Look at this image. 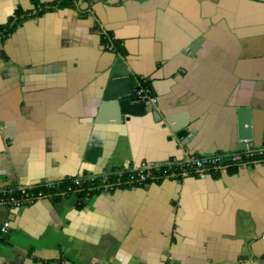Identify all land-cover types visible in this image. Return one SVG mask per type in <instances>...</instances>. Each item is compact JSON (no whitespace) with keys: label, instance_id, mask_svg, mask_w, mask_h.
I'll list each match as a JSON object with an SVG mask.
<instances>
[{"label":"crops","instance_id":"1","mask_svg":"<svg viewBox=\"0 0 264 264\" xmlns=\"http://www.w3.org/2000/svg\"><path fill=\"white\" fill-rule=\"evenodd\" d=\"M0 24V199L264 145V2L0 0ZM118 56L157 97L145 115L104 100ZM79 200L0 202V264H264V162Z\"/></svg>","mask_w":264,"mask_h":264},{"label":"built area","instance_id":"2","mask_svg":"<svg viewBox=\"0 0 264 264\" xmlns=\"http://www.w3.org/2000/svg\"><path fill=\"white\" fill-rule=\"evenodd\" d=\"M104 39L108 42L107 46L112 47V39L109 35L104 33ZM135 95L150 105L157 102V97L153 95L150 86L145 84L140 83V88ZM256 162H264V145L257 146L250 142L245 149L232 152L204 156L186 155L166 163L142 161L136 167L119 168L100 175L70 176L60 181L45 180L39 184L17 186L1 192L3 197L0 202H6L13 206H25L37 199L62 194H76L83 189H86L87 195H89L93 191H106L116 186H143L159 179L183 181L191 172L216 171L223 173L228 172L230 168ZM7 195L8 197H6ZM9 226L10 223L6 222L2 232H7Z\"/></svg>","mask_w":264,"mask_h":264},{"label":"water","instance_id":"3","mask_svg":"<svg viewBox=\"0 0 264 264\" xmlns=\"http://www.w3.org/2000/svg\"><path fill=\"white\" fill-rule=\"evenodd\" d=\"M264 2V0H259ZM140 88L138 78L132 69L124 63L121 57H117L109 71V78L105 90L104 100L118 101L121 112L134 116H142L147 112L148 103L136 96V91ZM177 137L188 143L187 131L182 130L177 133ZM249 140H253L250 138ZM247 141L243 140V145H238V149H245Z\"/></svg>","mask_w":264,"mask_h":264},{"label":"trees","instance_id":"4","mask_svg":"<svg viewBox=\"0 0 264 264\" xmlns=\"http://www.w3.org/2000/svg\"><path fill=\"white\" fill-rule=\"evenodd\" d=\"M17 13H20V12H17ZM14 26V25H13ZM13 26L11 27V28H9V29H6L5 28V30H4V27H0V33H2L3 35H5L7 32H9L10 30H12L13 29ZM2 30H4L3 32H2ZM114 45H116L117 46V44L116 43H113ZM140 83L141 84H145V85H148L149 86V81H144V79H140ZM94 192V191H93ZM93 192L92 193H90L89 195H91V194H93ZM85 195H87V190L86 189H83V190H81L80 192H79V196H80V200H79V205L81 206L82 204H83V202H82V200H84V197H85ZM53 197V196H52Z\"/></svg>","mask_w":264,"mask_h":264},{"label":"flooded vegetation","instance_id":"5","mask_svg":"<svg viewBox=\"0 0 264 264\" xmlns=\"http://www.w3.org/2000/svg\"><path fill=\"white\" fill-rule=\"evenodd\" d=\"M40 10H43V8H41ZM18 12V11H17ZM17 12H15L13 15H12V23L13 22H16L18 19H19V17L21 16V13H17ZM26 16V15H25ZM2 25L0 24V27H1ZM1 30V29H0ZM2 32H3V30H2ZM113 48L115 49L116 48V46L115 45H113Z\"/></svg>","mask_w":264,"mask_h":264}]
</instances>
